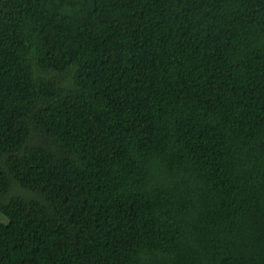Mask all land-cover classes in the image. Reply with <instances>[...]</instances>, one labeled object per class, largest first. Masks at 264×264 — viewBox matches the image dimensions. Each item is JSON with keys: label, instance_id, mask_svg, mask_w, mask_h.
Segmentation results:
<instances>
[{"label": "trees", "instance_id": "16d2710c", "mask_svg": "<svg viewBox=\"0 0 264 264\" xmlns=\"http://www.w3.org/2000/svg\"><path fill=\"white\" fill-rule=\"evenodd\" d=\"M0 264H264V0H0Z\"/></svg>", "mask_w": 264, "mask_h": 264}, {"label": "rangeland", "instance_id": "374dc122", "mask_svg": "<svg viewBox=\"0 0 264 264\" xmlns=\"http://www.w3.org/2000/svg\"><path fill=\"white\" fill-rule=\"evenodd\" d=\"M15 2H18V0H14ZM66 79H69V77L68 78H66Z\"/></svg>", "mask_w": 264, "mask_h": 264}]
</instances>
